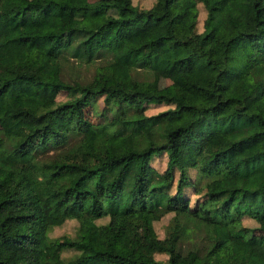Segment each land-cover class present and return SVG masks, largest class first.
<instances>
[{"label":"trees","instance_id":"16d2710c","mask_svg":"<svg viewBox=\"0 0 264 264\" xmlns=\"http://www.w3.org/2000/svg\"><path fill=\"white\" fill-rule=\"evenodd\" d=\"M119 263L264 264V0H0V264Z\"/></svg>","mask_w":264,"mask_h":264},{"label":"rangeland","instance_id":"374dc122","mask_svg":"<svg viewBox=\"0 0 264 264\" xmlns=\"http://www.w3.org/2000/svg\"><path fill=\"white\" fill-rule=\"evenodd\" d=\"M154 1L155 0H132V2L134 4H136L137 6H139L141 8L150 7L154 3ZM198 10L199 11H198L197 28H198V30H200V29H202V21L204 18L203 6L201 3H198ZM71 19H72L71 15L68 12L64 11L63 16H62L63 28H66L71 24ZM93 71H94L93 66L86 67L84 70V76H91ZM172 80H173V73L170 70H168V69L157 70V83H158V85H160V86L167 85L170 82H172ZM58 98L59 99L64 98V94L63 93L59 94ZM138 101H139L138 98L137 99H129V102L138 103ZM103 107H104V105H103L102 99H98V101L96 103H94V105L92 106V109L90 108L88 116H90L94 119H97L98 121L101 120V119H99L98 114H100L102 112L101 110ZM165 107H166V105H148L147 109L145 110V113H147V114L155 113L161 109H164ZM69 119H72V114L67 110V111H65V114H64L63 118L61 119V121H67ZM42 122H43V120H42ZM42 122L39 119H34L31 117H28L26 119L21 120L16 125L15 128H16V131H18L19 133H26V132L30 131L34 126H38ZM166 160H167V156L165 154H160V155L152 158L151 165L153 167H155L157 170L162 171L165 168ZM194 174H195L194 170L190 172V176L193 177ZM176 176H177V174L175 175V178H176ZM175 185H176V182L174 181V184L170 190L171 193L175 192ZM184 190L189 195V197L191 199L190 200L191 205L194 204L195 199L198 196L196 194H193L191 192V189H189V188H185ZM171 215H172V213H168V214L164 215L163 217H161V219H159L158 221L154 222V228H155V231L159 237L164 236V234H165L164 227L169 222ZM106 221H107L106 218L97 220L98 223H104ZM243 223H244V225L253 226L255 224V221L253 219H250L249 217L244 216L243 217ZM125 226L133 234V237H132L133 243L136 246H138L139 248L148 249L142 240L140 225L135 223V222H126ZM76 227H77V221L76 220L67 219L61 225L54 226L50 230L49 235L53 236V237L60 236L63 234L72 236L76 232ZM114 229H115L114 224H111L108 226H104L102 229L94 232L92 234L94 243L97 245H101L105 239L109 238L112 235V232L114 231ZM74 252L75 251L73 249H64L62 251L61 255H62V257L67 259V257L72 255ZM164 255L156 254V257H165L166 255L165 256ZM119 264H122V263H119Z\"/></svg>","mask_w":264,"mask_h":264}]
</instances>
